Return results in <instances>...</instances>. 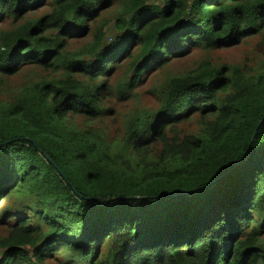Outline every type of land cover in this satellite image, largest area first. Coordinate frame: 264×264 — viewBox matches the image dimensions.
Returning a JSON list of instances; mask_svg holds the SVG:
<instances>
[{"label":"trees","instance_id":"1","mask_svg":"<svg viewBox=\"0 0 264 264\" xmlns=\"http://www.w3.org/2000/svg\"><path fill=\"white\" fill-rule=\"evenodd\" d=\"M115 1L0 0V23L50 7L0 33V219L5 201L16 216L0 264H264V0H121L107 43L91 24ZM254 35L255 63L171 74L151 90L158 108L106 130L113 91ZM124 61L133 77L111 88Z\"/></svg>","mask_w":264,"mask_h":264},{"label":"rangeland","instance_id":"2","mask_svg":"<svg viewBox=\"0 0 264 264\" xmlns=\"http://www.w3.org/2000/svg\"><path fill=\"white\" fill-rule=\"evenodd\" d=\"M165 0H147L150 5L162 6ZM121 0L113 2L111 7H106L99 10L98 16L91 24L92 31L102 26L105 42H114L116 34L118 32L116 26V20L121 10ZM50 7L48 4L41 6L37 11L28 13L20 18L18 22L3 21L0 23V33L6 30H10L20 24H24L27 18H39L48 13ZM92 34H88L85 37L77 40L74 43V48H81L88 42L92 41ZM261 35L244 37L239 43L223 47L214 50H207L197 47L190 54L180 58H170L169 62L162 69L147 72L142 80L133 89L131 94L125 97L120 96L113 91L108 99L105 101V105L112 109V113L108 114L104 120L103 125L111 136L122 137L125 134V127L130 116L137 110L143 108H158V101L156 97L151 93L152 88L161 83L171 74H183L188 70L195 68L199 63L203 61H210L215 64L225 63H246L251 65L255 63L261 55L257 51V44ZM28 73H32V69H27L19 74L5 78V84L8 89L15 90L27 77ZM133 77V72H130L129 62L124 61L120 66L115 68L113 75L107 80L111 88H116L117 84L122 80L125 83H129ZM121 81V82H122ZM194 118V119H193ZM189 121L183 123L181 128L183 130L196 129L197 123L200 119L198 116L193 117ZM5 204V205H4ZM9 206L5 217L0 219V236H5L8 233L10 221L15 219V213H12V203L3 202L1 208ZM66 258L64 256H57L50 258L49 264H64Z\"/></svg>","mask_w":264,"mask_h":264}]
</instances>
